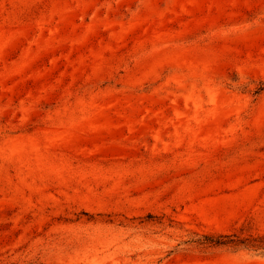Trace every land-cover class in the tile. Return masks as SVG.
Returning a JSON list of instances; mask_svg holds the SVG:
<instances>
[{
    "label": "rangeland",
    "instance_id": "obj_1",
    "mask_svg": "<svg viewBox=\"0 0 264 264\" xmlns=\"http://www.w3.org/2000/svg\"><path fill=\"white\" fill-rule=\"evenodd\" d=\"M0 264H264V0H0Z\"/></svg>",
    "mask_w": 264,
    "mask_h": 264
}]
</instances>
